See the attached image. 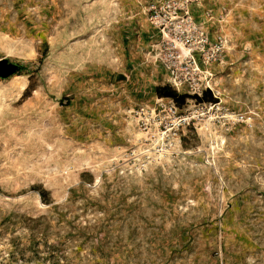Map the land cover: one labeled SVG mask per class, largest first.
<instances>
[{
	"label": "rangeland",
	"instance_id": "374dc122",
	"mask_svg": "<svg viewBox=\"0 0 264 264\" xmlns=\"http://www.w3.org/2000/svg\"><path fill=\"white\" fill-rule=\"evenodd\" d=\"M3 58L0 264H264V0H0Z\"/></svg>",
	"mask_w": 264,
	"mask_h": 264
},
{
	"label": "trees",
	"instance_id": "16d2710c",
	"mask_svg": "<svg viewBox=\"0 0 264 264\" xmlns=\"http://www.w3.org/2000/svg\"><path fill=\"white\" fill-rule=\"evenodd\" d=\"M157 93H161V96L164 97H169L171 99H173V101L175 102V104L177 105H183L186 100L188 98H192L195 99L198 102H216L217 100L215 99L213 92L210 88H207L206 90L203 91V93L200 94H193V95H189V94H178L177 92H175L174 90L168 88L167 86H163L161 88H157ZM44 192H40V194L43 195Z\"/></svg>",
	"mask_w": 264,
	"mask_h": 264
},
{
	"label": "water",
	"instance_id": "95a60500",
	"mask_svg": "<svg viewBox=\"0 0 264 264\" xmlns=\"http://www.w3.org/2000/svg\"><path fill=\"white\" fill-rule=\"evenodd\" d=\"M22 68L23 66L21 64L11 62L7 58L0 59V78H7Z\"/></svg>",
	"mask_w": 264,
	"mask_h": 264
}]
</instances>
